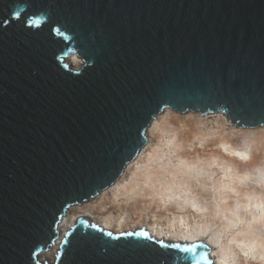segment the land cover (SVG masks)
Wrapping results in <instances>:
<instances>
[{
    "label": "water",
    "instance_id": "obj_1",
    "mask_svg": "<svg viewBox=\"0 0 264 264\" xmlns=\"http://www.w3.org/2000/svg\"><path fill=\"white\" fill-rule=\"evenodd\" d=\"M167 107L264 125V0H0V264H213L85 214L39 258Z\"/></svg>",
    "mask_w": 264,
    "mask_h": 264
},
{
    "label": "bare ground",
    "instance_id": "obj_2",
    "mask_svg": "<svg viewBox=\"0 0 264 264\" xmlns=\"http://www.w3.org/2000/svg\"><path fill=\"white\" fill-rule=\"evenodd\" d=\"M68 60L78 67L82 63L77 55ZM160 118L157 115L148 127L144 146L153 141L155 131H165L163 145L177 152V162H157L159 156L153 151L144 156L143 146L110 187L67 212L58 227V239L42 256L54 261L59 239L81 213L96 215L94 220L113 232L145 227L155 239L173 243L206 238L213 264H264V158L244 161L251 137L217 130L215 142L221 150L210 155L213 160L200 162L201 153L178 149L186 140L181 126L161 124ZM260 136L264 137V131ZM223 148L232 155H226ZM151 162L157 163L151 166ZM213 162L222 170L221 178H211L207 167ZM201 205L206 211L197 210Z\"/></svg>",
    "mask_w": 264,
    "mask_h": 264
},
{
    "label": "rangeland",
    "instance_id": "obj_3",
    "mask_svg": "<svg viewBox=\"0 0 264 264\" xmlns=\"http://www.w3.org/2000/svg\"><path fill=\"white\" fill-rule=\"evenodd\" d=\"M66 61H68V59H66ZM70 64L75 68L78 67L76 65H73L72 63ZM164 110H167L168 114H166V111ZM164 110L158 114V116H161L159 122L161 124L162 123L165 125L168 124L170 126H181V130L185 132L186 140L178 149L189 152L193 155L197 153H201L202 156L200 158L201 160L200 162H204L208 159H211L210 155L212 153L216 152L217 150L219 151L221 150L220 149L222 148L221 145L218 142H215L216 140L215 131L220 129H223V133H228L229 135H239V136L246 135V138L251 137L253 141L251 146L247 150V156L245 157L244 161H249V159L252 157L257 158L258 160L264 158V137L260 136V132L264 131V125H259L255 127L236 126L232 121L228 120L224 112H211V113L202 114L198 111H192V110L186 112H178L171 108ZM197 131L201 132L203 136H200V138H198L199 135ZM166 140H167V136L165 131L163 132L161 130L155 131L153 141L149 142V145L144 146L145 152L143 153V155L145 156L146 154H148V152L153 151V155L159 156L157 162L168 161L170 164H175L178 160L179 155L177 154V152L173 151L170 147L163 145V143ZM154 141H156V143H154ZM222 150L224 151V153H226V155H228L229 153L230 154L228 156L232 155L230 150H226L224 148ZM142 160H144V157ZM157 162H151V166L156 165ZM207 168L208 171H212L213 173L211 178L216 179L222 177V170L219 169L218 165L215 162H213L212 165L208 166ZM98 195L99 194H97L95 197H97ZM95 197L91 198L90 200L94 199ZM199 202L204 203L203 201H199ZM81 205L82 204L71 206L68 212L70 211L74 212L75 211L74 209L80 207ZM201 207H202L201 209L200 208L197 209L199 212L206 211V208H204L202 205ZM78 215H81V213H78ZM89 217L93 223L103 226L98 221L94 220V217H97L96 215H89ZM142 228L145 229V227ZM135 229H140V228H134V229L128 228L125 230H121L120 232L135 230ZM109 230L113 231L112 229ZM161 240L166 242H172L170 240L168 241V239L165 240L161 238ZM200 240H203L207 244L206 238H202ZM211 252L212 249H210V253H209L210 255ZM39 258L43 261L49 260L42 255H40Z\"/></svg>",
    "mask_w": 264,
    "mask_h": 264
}]
</instances>
